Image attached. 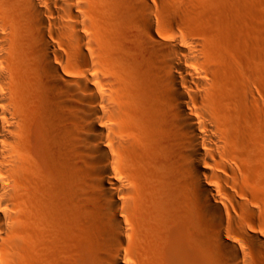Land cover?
<instances>
[{
    "label": "bare ground",
    "instance_id": "obj_1",
    "mask_svg": "<svg viewBox=\"0 0 264 264\" xmlns=\"http://www.w3.org/2000/svg\"><path fill=\"white\" fill-rule=\"evenodd\" d=\"M176 2L0 0L6 264H137L133 159L163 187L143 264H264V192H245L264 164V0L204 1L201 34Z\"/></svg>",
    "mask_w": 264,
    "mask_h": 264
},
{
    "label": "rangeland",
    "instance_id": "obj_2",
    "mask_svg": "<svg viewBox=\"0 0 264 264\" xmlns=\"http://www.w3.org/2000/svg\"><path fill=\"white\" fill-rule=\"evenodd\" d=\"M182 1H184V0H177V2L175 3V4H177V7H178V4L180 5V3H182L180 5V7L181 6L192 7L195 4V8L194 7L193 8L196 9V18H197L198 21H195L196 23L193 24V28H194V30L196 31L197 34H201V31L204 28H206V26H207L205 24L207 22H205V21H206L207 17L209 16L206 13V11L202 8V5L204 4V1H206V0H201V1L199 0L198 2L196 0V3H194L195 0L193 2H192V0H189V1L185 0L184 2H182ZM211 1H213V2L218 1V3H220L223 0H211ZM158 7H160L159 4H158ZM175 7H176V5H175ZM252 8H253L254 13H256L255 19L259 23V21H258V20H260L259 16L264 11L263 10L261 11V9L259 7L256 8V6H253ZM200 9H202V10H200ZM263 9H264V7H263ZM259 10L261 11V13H260ZM258 13H260V15ZM206 15H208V16H206ZM255 19H254V21H255ZM256 25L258 26V24H256ZM118 57L119 58H117L116 65L118 67H120L119 69H121L123 72H127L128 71V67H127V64H126L125 60L123 59V57L121 58V56H118ZM32 128H33V125H32ZM134 136L136 137L137 141H140V142L142 141L143 142V144L141 146H143V148H146V150H147L148 147H151V140L149 139V137L147 135L139 134L135 130ZM147 163H145V161H141V160L139 161V160H136V159L134 160L133 159V161L130 163V166L127 167V170L132 175L133 180H134V184H135V188H134L133 192L135 193L134 195L136 196V197L135 196L134 197L136 198L135 205H137V207L135 206L136 207L135 208L136 209V211H135L136 216L134 214V217H135V220H136V222H135V226L136 227L135 228H137V229L135 231V236L133 238L134 239L133 240V244H134L133 245V252H134V259L137 262V264H141V263L143 264L144 263L143 261H146V257H144V256L146 254H149L150 256H152L153 253H155L156 250H157V246L155 248V245H154L155 242L152 241V240H154V238H153L152 231H151V229L149 227V222L147 223L148 220H145V219L148 218V215L144 211V207L148 206L147 204H150L149 201H151L152 196L158 195V192H159V194L163 192L162 191L163 187L161 186L162 182H161L160 177L156 175V173L154 172L151 164H147ZM258 168L261 170L260 173L262 174V175H260V185L255 184L254 186H251V187L245 186V192H264V164H260L258 166ZM152 174H154L156 176V178ZM153 177L155 179L152 181ZM157 190H158V192H157ZM144 213H145V215H144ZM144 217H145V219H144ZM143 222H145V224ZM146 227H149V228H146ZM149 233H151V234H149ZM145 236L148 239L149 238L150 239L148 240L146 238V240H145ZM151 238H152V240H151ZM150 243H152V246H150L151 245ZM145 244H146L147 247L145 246ZM153 247H154V249H153ZM144 250H146V253H143ZM152 251H153V253H152ZM0 254H1V252H0ZM25 261L23 260L24 264H30L28 259H26ZM6 263H5L4 259H3L2 254H1L0 255V264H6ZM10 264H12V263H10Z\"/></svg>",
    "mask_w": 264,
    "mask_h": 264
}]
</instances>
